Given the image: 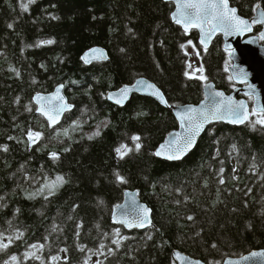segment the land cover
<instances>
[{
    "label": "trees",
    "instance_id": "obj_1",
    "mask_svg": "<svg viewBox=\"0 0 264 264\" xmlns=\"http://www.w3.org/2000/svg\"><path fill=\"white\" fill-rule=\"evenodd\" d=\"M231 2L250 20L264 10V0ZM25 3L0 0V233L13 240L0 264H15L12 255L19 264H176L174 251L223 264L263 250L264 127L211 125L182 162L155 155L179 128L174 107L202 102L210 82L226 93L236 89L222 37L205 51L196 31L173 23L174 4L163 0H35L27 10ZM47 40L54 43H40ZM188 44L199 50L207 79L189 77ZM97 46L110 61L85 65L83 54ZM141 78L163 91L169 109L139 95L123 108L107 100ZM60 85L74 110L51 128L33 98ZM30 131L42 133L33 145ZM121 145L132 149L123 158ZM57 175L67 183L53 195L29 198ZM127 191L152 209L147 231L114 224ZM33 251L41 259L26 256Z\"/></svg>",
    "mask_w": 264,
    "mask_h": 264
},
{
    "label": "water",
    "instance_id": "obj_2",
    "mask_svg": "<svg viewBox=\"0 0 264 264\" xmlns=\"http://www.w3.org/2000/svg\"><path fill=\"white\" fill-rule=\"evenodd\" d=\"M163 1L166 3H173L174 4L173 13L177 12L179 0H163ZM228 4L229 7H233L237 10L236 14L238 16L249 22L251 30L234 31L230 34H226L224 31L218 30L212 35L211 40L208 42L207 50L211 48L213 42L218 36L222 37L224 41V49L230 53L229 57L232 62V65L229 68V72L231 74L234 83L238 87L233 92L226 93L225 91L218 89L214 83L210 82L204 86V100L202 102H200L197 105L189 104V105L174 107L172 109V112L176 120L178 121L179 128L176 131H173L165 139V141L162 144H160V146L155 150V155L158 151H163L164 155H160V156L156 155V157H158L163 161L170 163L182 162L194 151L199 141L201 140V138L204 136L205 132L211 125L225 124L233 127H242L248 123V121H246L245 123H231L229 119L212 120L211 122L206 123L204 125L203 130L196 137L195 145L186 154H184L181 159L169 160L166 158L167 155L171 154L174 151L178 143L182 144L183 137L188 135L187 127L181 126V121L178 116V113H186L191 108H196L198 110L207 111L210 113L211 111H213L214 101L225 100L226 98L229 97L234 102L233 106H235L236 103L243 101L244 104L246 105L247 112L250 116H252V110H254V112L256 113H259L260 108L264 107V44L261 43V40L264 41V39L261 38V35L258 36L254 34L255 33L254 25L262 26L263 28L262 33H264V23L259 22L261 19H264V10L258 9L256 11V16L252 20H250L241 15L239 9L232 5L231 0H228ZM173 13L171 16L173 23L181 27L182 30L186 32L182 24H177L175 22V20L173 19ZM254 20L257 22L252 23V21ZM192 31H196L198 33L199 45L204 49V45L200 43L203 33L200 31V29L197 28H192L190 31L186 33H191ZM94 49L98 51L93 53ZM86 55L89 56L90 62L86 63L85 60L83 59ZM93 55L96 58H92ZM82 61L85 65L90 66L95 63L109 62L110 56L105 48L97 46L86 51L82 56ZM149 85H154L155 88H151L149 87ZM58 88L60 90L59 95L63 97V102L55 99ZM123 88H130L132 89V91H130L127 94V98L123 99L122 103H117L116 100L121 98L119 94H120V90ZM123 88H120L117 91L108 92L106 95L107 100L111 104L123 108L131 101L134 95H139L155 100L162 107L166 109L170 108V105L163 91L156 84L152 83L148 79L145 78L138 79L134 85L125 86ZM157 89L159 90V93L162 94L163 99H161L159 95L154 94ZM216 93H223V97L217 96ZM38 95L44 97V99L40 101V104L45 105V110H49V108H54L60 105L61 103H63L66 106L65 110L59 115L57 123L52 124L47 119L46 116H44L40 111H38L40 105L37 104L35 100V98ZM110 95H113L114 98L110 99L109 98ZM249 98L253 99V107H251L250 105V102L248 100ZM33 102L37 107L36 114L38 116L43 117L51 128H56L59 125H61L62 122L64 121L65 116L74 110V105L70 103L69 98L67 96V88L65 87V85L58 86L53 92L49 94L35 95L33 98ZM50 114L55 115L54 112ZM145 207L147 209H150L149 219L151 223L150 224L145 223L144 226L128 227L125 221L132 223L134 225L139 224V220L137 218L143 216V209ZM112 219L115 225L123 227L128 232H144L152 228L154 225L153 211L147 204L142 202L139 196V192L137 191H127L125 193L124 201L114 210ZM253 252H264V249L252 251L240 257L228 258L227 260H225L223 264H264V257H255L248 260L244 259V257H250ZM173 257L176 264H205L204 262L192 258L189 255L180 251H174Z\"/></svg>",
    "mask_w": 264,
    "mask_h": 264
},
{
    "label": "snow or ice",
    "instance_id": "obj_3",
    "mask_svg": "<svg viewBox=\"0 0 264 264\" xmlns=\"http://www.w3.org/2000/svg\"><path fill=\"white\" fill-rule=\"evenodd\" d=\"M35 0H28V3H25L22 5V7L27 10L28 4L34 3ZM256 8H260L259 4H256ZM237 10L233 7H229L228 0H179L178 4V10L177 12L173 13V19L177 24H182L184 26V29L186 32L190 31L192 28L200 29V31L203 33V36L201 37L200 43L204 45V50L207 51L208 42L211 40L212 35L216 31H224L226 34H230L234 31H243V30H251V27L249 25V22L237 14ZM257 21H252V23H256ZM260 23H264V19H261L259 21ZM261 38L264 39V33H261ZM41 44H52L54 43L53 40H47V41H41ZM188 43H192L189 41ZM182 47H186V45H182ZM195 47V45H193ZM98 50H93V53H95ZM197 55H199V51H197ZM92 58H96L94 55ZM106 58V57H104ZM85 62H90L89 56L86 55L84 58ZM191 67V65H189ZM198 71H203V69H198ZM19 75V73H17ZM231 79V77H229ZM201 79H207L206 77H201ZM62 87V86H61ZM151 88H155L154 85H149ZM59 88L57 89V94L55 99L63 102V97L59 95ZM132 91L130 88H123L120 90V99H117V103H122L123 99L127 98V94ZM156 95H159L161 99H163V96L161 93H159V90L157 89L154 93ZM217 96L223 97V93H216ZM109 98H114L113 95H110ZM44 97L37 96L35 98L36 103L40 105L38 108V111H40L44 116L47 117V119L52 123L55 124L58 122L59 115L65 110V105L61 103L60 105L49 108V110H45V105L40 104V101L43 100ZM18 102V101H17ZM166 102V101H165ZM234 102L232 99L226 98L225 100L221 101H214L213 102V111L210 113L207 111L198 110L196 108L189 109L186 113H178V116L181 121L182 127H187L188 135L183 137V143H178L175 147L174 151L171 154L167 155V159L173 160V159H181L184 154H186L194 145L196 141V137L199 135V133L203 130L204 125L206 123L211 122L212 120H224L229 119L231 123H245L248 121L251 124V127L255 129L256 125L259 124L262 127H264V107L260 108L259 113L253 112L252 116H256L257 118L253 121L251 119V116L247 112L246 105L243 101L236 103L235 106H233ZM70 107V106H67ZM29 111H31V107L28 108ZM54 112L55 115L50 114ZM101 133L99 129H97L96 132L92 134V136L89 137V139H92L94 136H99ZM42 137V133L36 131H30L28 133V140L30 145L35 144L39 141V139ZM134 141H139V136L132 137ZM140 144L136 143L135 148L138 151L140 148ZM233 149H235V145H233ZM3 150L7 151V147L3 146ZM132 149L129 148L127 145H121L119 148L116 149V152L118 156L123 158L125 155L128 154V152H131ZM157 156L164 155L163 151H158L156 153ZM51 156L53 159H58L57 153H51ZM221 173H223V169L220 170ZM117 180L121 183L126 182L125 177L121 176L119 173H116ZM261 179H264V176L261 177ZM67 183L65 178L63 176L57 175L54 180H51L49 182L44 183L41 188L39 189L40 194H43L45 189L48 190V195H53L55 193L56 188L63 186V184ZM220 183L223 184L224 180L221 178ZM36 195V193H32L29 195V198H33ZM47 199V197H45ZM19 209H17V212ZM149 212L150 209H147L146 207L143 209V216L138 217L139 220L138 225H134L132 223H127L128 227L133 226H144L145 223L150 224L151 221L149 219ZM188 219H192V217H188ZM10 223V222H9ZM56 227H53V231H56ZM117 230V235H118ZM22 234L18 233L15 236V239H20ZM13 240L12 237L7 238V243L4 242L3 234L0 233V251H5L9 247L10 244H12ZM115 243L119 244V241H114ZM103 245H101V248ZM215 247V245H213ZM31 248L33 249H43L44 245L40 244L37 246L36 244L31 245ZM81 251L84 250V247H81ZM62 251H67V249H62ZM26 256H30L32 258H35L37 260L41 259L40 256L36 254L35 251L26 254ZM255 257H264V252H253L250 257H244L245 260L252 259ZM52 261H57L58 257L53 256ZM10 260L12 262H15V264H19V258L16 255H12L10 257ZM4 264H9L8 261H5Z\"/></svg>",
    "mask_w": 264,
    "mask_h": 264
},
{
    "label": "rangeland",
    "instance_id": "obj_4",
    "mask_svg": "<svg viewBox=\"0 0 264 264\" xmlns=\"http://www.w3.org/2000/svg\"><path fill=\"white\" fill-rule=\"evenodd\" d=\"M197 51H199V50L196 48V46L193 47V44H188L185 47V52L187 53V55L189 56V59H190L189 65H191V67H189L188 74H189V77H191V78L204 77V67L202 64L200 53H199V55H197ZM231 65H232V63L228 65V69L230 68ZM201 68L203 69V71L202 72L198 71V69H201ZM55 191H57V188ZM36 194L41 195V196H46V197L50 196V195H48L47 189H45L43 194H40L39 190L37 191Z\"/></svg>",
    "mask_w": 264,
    "mask_h": 264
}]
</instances>
